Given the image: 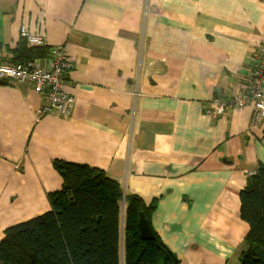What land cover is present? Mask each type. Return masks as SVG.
<instances>
[{
	"label": "crops",
	"instance_id": "1",
	"mask_svg": "<svg viewBox=\"0 0 264 264\" xmlns=\"http://www.w3.org/2000/svg\"><path fill=\"white\" fill-rule=\"evenodd\" d=\"M23 24L45 45L22 49ZM261 45L264 0H0V63L47 66L62 49L75 99L68 117L43 115L30 83L0 80V238L49 209L57 158L154 200L153 237L179 264H238V193L264 165V118L233 100L252 91ZM215 95L223 114L207 112Z\"/></svg>",
	"mask_w": 264,
	"mask_h": 264
},
{
	"label": "trees",
	"instance_id": "2",
	"mask_svg": "<svg viewBox=\"0 0 264 264\" xmlns=\"http://www.w3.org/2000/svg\"><path fill=\"white\" fill-rule=\"evenodd\" d=\"M45 50L28 52L42 55ZM51 163L61 187L46 193L47 211L4 229L0 264H179L155 234L151 240L139 235L138 215L143 212L149 222L154 200L147 206L137 194L124 193L115 178L86 163L57 158ZM238 196L241 219L249 227L238 264H264L263 164L247 176Z\"/></svg>",
	"mask_w": 264,
	"mask_h": 264
},
{
	"label": "built area",
	"instance_id": "3",
	"mask_svg": "<svg viewBox=\"0 0 264 264\" xmlns=\"http://www.w3.org/2000/svg\"><path fill=\"white\" fill-rule=\"evenodd\" d=\"M19 35L28 44L45 45L44 38L29 32L24 24L19 30ZM261 46L256 69L251 74L252 91L238 95L233 100L235 104L241 107L252 100L255 108L254 123H258L264 118V46ZM69 61L68 56L62 49H56L47 66H42L32 60L0 63V80L7 79L8 84L30 83L33 90L43 94L47 101L42 110L38 112L43 115L56 112L55 114L65 118L69 116L71 105L75 100L74 96L66 93L62 87L65 73L69 68ZM228 105V100L215 95L209 101L207 112L223 114Z\"/></svg>",
	"mask_w": 264,
	"mask_h": 264
},
{
	"label": "water",
	"instance_id": "4",
	"mask_svg": "<svg viewBox=\"0 0 264 264\" xmlns=\"http://www.w3.org/2000/svg\"><path fill=\"white\" fill-rule=\"evenodd\" d=\"M139 235L144 240L153 238V231L143 212H140L137 220Z\"/></svg>",
	"mask_w": 264,
	"mask_h": 264
},
{
	"label": "rangeland",
	"instance_id": "5",
	"mask_svg": "<svg viewBox=\"0 0 264 264\" xmlns=\"http://www.w3.org/2000/svg\"><path fill=\"white\" fill-rule=\"evenodd\" d=\"M153 204V203H152ZM155 204H156V202L153 204L154 205V207H155Z\"/></svg>",
	"mask_w": 264,
	"mask_h": 264
},
{
	"label": "clouds",
	"instance_id": "6",
	"mask_svg": "<svg viewBox=\"0 0 264 264\" xmlns=\"http://www.w3.org/2000/svg\"><path fill=\"white\" fill-rule=\"evenodd\" d=\"M22 40H24V39H22ZM26 42V41H25Z\"/></svg>",
	"mask_w": 264,
	"mask_h": 264
},
{
	"label": "bare ground",
	"instance_id": "7",
	"mask_svg": "<svg viewBox=\"0 0 264 264\" xmlns=\"http://www.w3.org/2000/svg\"><path fill=\"white\" fill-rule=\"evenodd\" d=\"M151 240V239H150Z\"/></svg>",
	"mask_w": 264,
	"mask_h": 264
}]
</instances>
